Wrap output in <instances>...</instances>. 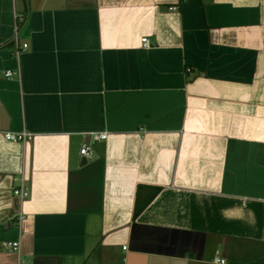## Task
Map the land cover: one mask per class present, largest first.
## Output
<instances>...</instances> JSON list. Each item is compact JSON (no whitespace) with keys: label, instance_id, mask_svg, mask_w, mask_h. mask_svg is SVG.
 <instances>
[{"label":"crops","instance_id":"0c3cea01","mask_svg":"<svg viewBox=\"0 0 264 264\" xmlns=\"http://www.w3.org/2000/svg\"><path fill=\"white\" fill-rule=\"evenodd\" d=\"M17 240L27 264H264V0H0V264Z\"/></svg>","mask_w":264,"mask_h":264},{"label":"built area","instance_id":"2783aa9c","mask_svg":"<svg viewBox=\"0 0 264 264\" xmlns=\"http://www.w3.org/2000/svg\"><path fill=\"white\" fill-rule=\"evenodd\" d=\"M172 9H176V7H172ZM17 19L18 20L22 19V17L17 16ZM16 29L19 30V21L16 22ZM15 40H16L15 41L16 46H15L14 54L18 57L22 50H26L28 48V44L24 43L21 45L19 43L17 37ZM142 43H143L144 47H150L152 45L150 40L147 37L142 38ZM14 75H15V72L12 70H8L6 72L7 77H13ZM4 136L6 139H8L10 141H14V142L25 141L30 137L29 134L25 131L22 133L5 132ZM99 137L101 139H106L107 133H101L99 135ZM81 154L86 158L92 157V154H93L92 147L89 145L82 147L81 148ZM13 192L16 196L20 197L21 199H25L29 195V190L23 183L19 187H15ZM22 219H23V217H22V215H20V217L18 219V223H20L22 221ZM4 245L6 246V248L9 251L16 252L19 255L18 256V264H27L24 260H22L20 258L21 242L19 240H17V241H6V242H4ZM218 261H220L222 263H226L225 259H220V260L218 259Z\"/></svg>","mask_w":264,"mask_h":264},{"label":"trees","instance_id":"16d2710c","mask_svg":"<svg viewBox=\"0 0 264 264\" xmlns=\"http://www.w3.org/2000/svg\"><path fill=\"white\" fill-rule=\"evenodd\" d=\"M160 187H148L140 185L138 187L137 198L135 203L134 218L136 219L138 215L150 204V202L155 198V196L160 192ZM143 191L146 194L143 195Z\"/></svg>","mask_w":264,"mask_h":264},{"label":"water","instance_id":"95a60500","mask_svg":"<svg viewBox=\"0 0 264 264\" xmlns=\"http://www.w3.org/2000/svg\"><path fill=\"white\" fill-rule=\"evenodd\" d=\"M83 161H84V162H85V161H87V158H86V157H84V158H83Z\"/></svg>","mask_w":264,"mask_h":264}]
</instances>
